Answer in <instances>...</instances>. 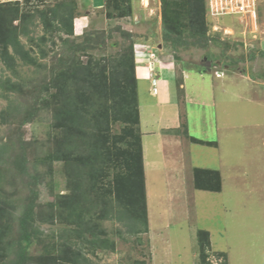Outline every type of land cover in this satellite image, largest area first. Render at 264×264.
<instances>
[{
  "label": "rangeland",
  "instance_id": "obj_1",
  "mask_svg": "<svg viewBox=\"0 0 264 264\" xmlns=\"http://www.w3.org/2000/svg\"><path fill=\"white\" fill-rule=\"evenodd\" d=\"M209 2L203 43L187 27L188 45L172 47L163 40L162 0H0V10L12 18L9 28L19 25L21 31L28 24L22 16H35L29 35L20 36L34 64L23 62L10 47L15 69H7L0 46V149H5L0 205L8 204L0 229L6 238L18 233L26 194L25 180L11 163L24 154L29 164L40 165L43 178L36 187L43 213L34 222L42 234L31 240L26 264L66 255L61 245L70 238L56 206V219L49 222V206L58 205L75 183L64 162L42 160L62 135L53 115L61 106L58 76L90 60L94 74H110L121 58L131 63L132 51L136 76L137 70L142 76L138 91L149 232L124 239L117 234L124 232L119 222L101 221L116 249L88 253L91 264H197L200 231L209 235L211 264H264V0H256V20L248 14L212 16ZM66 3L74 5L73 35L45 31L41 14ZM83 44V51L73 49ZM167 77L171 83L159 82ZM46 84L53 87L44 90ZM150 87L156 99L150 100ZM163 90L169 105L161 102ZM30 113L33 120L25 119ZM198 168L218 171L219 192L197 188ZM8 241L0 244V264L15 259V251H6Z\"/></svg>",
  "mask_w": 264,
  "mask_h": 264
},
{
  "label": "trees",
  "instance_id": "obj_2",
  "mask_svg": "<svg viewBox=\"0 0 264 264\" xmlns=\"http://www.w3.org/2000/svg\"><path fill=\"white\" fill-rule=\"evenodd\" d=\"M117 1L114 0L115 3ZM162 5L164 41L171 42L172 47L187 46L188 40L183 36L187 27H190L193 35L199 36L195 41L203 43L206 0H162ZM18 11L17 17L20 16ZM73 13V4H59L48 15L42 13L40 20L47 32L63 31L73 35ZM27 17L22 16V23L27 21L28 24H34L35 16ZM11 20L6 11L0 10L1 58L7 69L14 70L16 60L9 52L10 47L23 62L34 64L35 60L24 51L20 41V36L29 35L28 24L20 31L19 25L10 28L6 25ZM84 45L73 49L76 52L83 51ZM131 54V63L123 57L117 68L107 75L94 74L89 68L92 63L90 60L86 66L70 68L58 76L62 81L61 106L56 108L53 115L56 119L54 127L61 129L62 135L55 141V151L42 160L64 162L69 168V178L75 184L69 195L59 197L58 205L49 206V222L53 223L56 219V206L60 221H66L69 226L63 233L70 238L61 245L66 255L47 258L45 264H91L88 253L95 255L99 250L115 251V241L102 227L101 221L104 220H115L123 226L124 232H117L120 238L125 239L126 235L138 237L149 232L138 78L135 73V54L133 51ZM200 72L206 73L204 69ZM52 81L51 85H54L55 81ZM51 85L46 84L42 88L48 90L53 87ZM71 87L77 90L73 92ZM56 96L52 94V97ZM39 98L40 94L34 95L33 101ZM43 103L47 104V100ZM25 119L33 120V114H27ZM115 126L117 129L114 130ZM3 160L5 149L1 148L0 170L3 169ZM11 164L17 175L24 178L26 194L20 195L23 197L17 218L18 233L6 238L8 233L0 229V244L5 239L9 240L4 243L10 248L6 251L16 252L14 261L9 264H26L31 240L42 234L34 222L43 213L37 204L39 193L36 189L43 178L40 165L29 164L24 154L16 156ZM195 181L200 190L220 191V174L216 170L196 169ZM6 205L5 200L1 202L0 221L6 215ZM198 234L197 264H211L209 235L203 231ZM6 251L4 249V255ZM221 256L225 257L223 254Z\"/></svg>",
  "mask_w": 264,
  "mask_h": 264
},
{
  "label": "built area",
  "instance_id": "obj_3",
  "mask_svg": "<svg viewBox=\"0 0 264 264\" xmlns=\"http://www.w3.org/2000/svg\"><path fill=\"white\" fill-rule=\"evenodd\" d=\"M209 11L212 16L245 15L256 20V0H210Z\"/></svg>",
  "mask_w": 264,
  "mask_h": 264
},
{
  "label": "crops",
  "instance_id": "obj_4",
  "mask_svg": "<svg viewBox=\"0 0 264 264\" xmlns=\"http://www.w3.org/2000/svg\"><path fill=\"white\" fill-rule=\"evenodd\" d=\"M137 64H138V63H137ZM137 64H136V65H137ZM139 65H140V64H138V65L136 66V68L139 67ZM137 72H138L137 78H138V84H139L140 79H141L140 77H142V76L139 75V71H138V70H137ZM166 72H172V71L167 70ZM170 74H171V76L173 75L172 73H170ZM159 82H160V83H163V84H164V83H171V79H170L169 77H167V78H164V79H160ZM138 88H139V87H138ZM184 89H186V88H185V87L183 88V93H184V94H183L182 96L185 98L186 95H187V92L185 93V90H184ZM150 90H151V87H150V89H149V98L151 97L152 99H156V96H153V95L151 96V92H150ZM163 92H164L165 94H163V99H162L161 102L164 103V104H168V105H169V103H168V102H169V93L166 92L165 90H163ZM139 94H140V91H138V98L140 97ZM153 97H155V98H153ZM151 98H150V100H151ZM139 102H140V101H139ZM150 102H151V101H150ZM149 104H151V103H149ZM156 105H157V104H156ZM141 106H142V105L140 104V112H142V111H141ZM149 107L151 108V109H150V111H151V110H152L151 105H149ZM152 112H153V111H152ZM141 114H142V113H141Z\"/></svg>",
  "mask_w": 264,
  "mask_h": 264
},
{
  "label": "bare ground",
  "instance_id": "obj_5",
  "mask_svg": "<svg viewBox=\"0 0 264 264\" xmlns=\"http://www.w3.org/2000/svg\"><path fill=\"white\" fill-rule=\"evenodd\" d=\"M145 3H146V1H145ZM239 88V87H238Z\"/></svg>",
  "mask_w": 264,
  "mask_h": 264
}]
</instances>
